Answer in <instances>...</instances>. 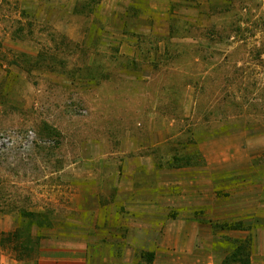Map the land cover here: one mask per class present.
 Listing matches in <instances>:
<instances>
[{
    "label": "rangeland",
    "instance_id": "rangeland-1",
    "mask_svg": "<svg viewBox=\"0 0 264 264\" xmlns=\"http://www.w3.org/2000/svg\"><path fill=\"white\" fill-rule=\"evenodd\" d=\"M71 1L0 0V264H226L249 233L212 225L264 221V0Z\"/></svg>",
    "mask_w": 264,
    "mask_h": 264
},
{
    "label": "trees",
    "instance_id": "trees-1",
    "mask_svg": "<svg viewBox=\"0 0 264 264\" xmlns=\"http://www.w3.org/2000/svg\"><path fill=\"white\" fill-rule=\"evenodd\" d=\"M88 3L87 6L89 7ZM93 8V4L91 5ZM133 7L129 8L127 11L131 12ZM78 11V10H77ZM137 12V11H136ZM138 17L136 13L133 12V15L128 14V18ZM127 28V26H125ZM255 225L245 226L243 221L236 222H222V223H214L212 225V229L214 232H226V231H246L249 233L248 237L245 239H234L232 240V249L229 255L227 256L225 263L226 264H252V256L254 250V229L258 227H264V222L261 218L255 219ZM254 226V227H253ZM222 243L217 241V245H221ZM229 252V251H228ZM150 261L154 259V254L151 253Z\"/></svg>",
    "mask_w": 264,
    "mask_h": 264
},
{
    "label": "crops",
    "instance_id": "crops-1",
    "mask_svg": "<svg viewBox=\"0 0 264 264\" xmlns=\"http://www.w3.org/2000/svg\"><path fill=\"white\" fill-rule=\"evenodd\" d=\"M79 1H81V0H72L71 1L72 4L75 2L73 5V12L74 13L77 9V3ZM121 1L122 0H118V1L113 0V5L118 3V2H121ZM47 4L51 5L52 4L51 0H48ZM45 5L44 6H42V4L38 5L37 7H38L39 11H42V9L45 7ZM114 9H115V7H114ZM249 219H250V217H249ZM249 219L244 218L240 221H243L244 225L248 226V224H249L248 222H250ZM251 219L253 220V218H251ZM210 224H212V223L210 222L209 225ZM259 228L264 229V227H259ZM259 228L254 229L253 233L255 234L256 230ZM257 231H259V230H257ZM49 243H50V245H49V247H47L48 251H47V253H46V251L44 252V254H46V255H44V257L40 260V264H63V263H73V262H78V264H84V262L86 260L84 251L81 253H77V252L73 251L72 249H69L71 247L68 246V243L62 241L59 238H55V239L51 240Z\"/></svg>",
    "mask_w": 264,
    "mask_h": 264
}]
</instances>
